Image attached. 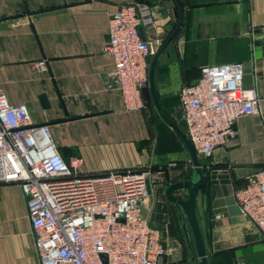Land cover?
<instances>
[{
	"label": "crops",
	"instance_id": "0c3cea01",
	"mask_svg": "<svg viewBox=\"0 0 264 264\" xmlns=\"http://www.w3.org/2000/svg\"><path fill=\"white\" fill-rule=\"evenodd\" d=\"M178 1L182 25L154 73L164 114L186 136L179 93L206 65L242 63V86L260 98L259 115L239 118L234 137L199 158L206 184L197 193L196 213L207 261L264 264V236L240 217L234 199L251 174L264 172V0ZM133 3L153 9L154 27L141 29L154 46L150 65L177 23L172 0H0V89L11 105L27 107L34 124L47 125L65 162L79 160L83 173L140 171L170 162L157 151L158 126L174 133L189 160L178 134L155 109L149 85L142 93L146 110L126 112L113 84L114 61L103 53L108 20L121 5ZM41 59L48 68L42 74L33 68ZM167 186L151 185L143 211L167 250L162 264H199L184 214L165 197ZM173 194L185 199L187 192ZM0 264H40L25 198L15 184L0 185Z\"/></svg>",
	"mask_w": 264,
	"mask_h": 264
},
{
	"label": "built area",
	"instance_id": "2783aa9c",
	"mask_svg": "<svg viewBox=\"0 0 264 264\" xmlns=\"http://www.w3.org/2000/svg\"><path fill=\"white\" fill-rule=\"evenodd\" d=\"M4 17L0 13V21ZM145 3L121 5L108 20L103 53L112 57L113 84L126 112L146 110L148 58L154 52L141 29L153 28ZM47 72V61L33 64ZM243 64L206 65L179 93L181 121L197 157L210 156L233 138L235 122L259 115L253 89L242 86ZM80 161L66 163L45 124H34L25 105H11L0 89V185L21 188L40 264H162L167 250L143 213L159 170L83 173ZM170 169V166L168 167ZM240 217L264 236V172L251 174L234 193Z\"/></svg>",
	"mask_w": 264,
	"mask_h": 264
},
{
	"label": "water",
	"instance_id": "95a60500",
	"mask_svg": "<svg viewBox=\"0 0 264 264\" xmlns=\"http://www.w3.org/2000/svg\"><path fill=\"white\" fill-rule=\"evenodd\" d=\"M177 8L178 11V19L177 23L174 27V29L171 31V33L168 35V37L165 39L163 44L158 48V50L153 55L150 65L148 68V82H149V91L152 97V101L154 104L155 109L157 110L158 114L162 118V120L167 123L169 126H171L175 132L178 134L179 138L181 139L188 157L189 162L191 163V168L193 170L192 179L189 181H178L175 183H172L168 185L165 189V197L166 199L177 205L182 213L184 214L194 242V247L196 250V255L198 258L199 264H208L207 256H206V248L203 241V236L201 233L197 213H196V197L197 193L203 183V171L202 166L200 164L199 158L197 157L196 153L194 152L189 140L185 136V134L181 131V129L170 119L168 118L158 101L157 93L155 90V83H154V73L155 68L157 64V60L159 56L162 54V52L165 50V48L168 46V44L173 40L177 32L179 31L182 20H183V8L178 0H172ZM185 190L187 191L186 198L182 199L179 197L174 196L175 191Z\"/></svg>",
	"mask_w": 264,
	"mask_h": 264
},
{
	"label": "rangeland",
	"instance_id": "374dc122",
	"mask_svg": "<svg viewBox=\"0 0 264 264\" xmlns=\"http://www.w3.org/2000/svg\"><path fill=\"white\" fill-rule=\"evenodd\" d=\"M178 112V110H175ZM171 115V114H170ZM175 115V113L173 114ZM175 120H177L175 118ZM157 132H161L162 135H156V144H157V151H161L162 153L166 154L168 157L167 159H170V162H167L166 164H157L153 167H158V169L165 167H169L170 169L167 170V174H169L170 180L178 178L181 179L183 176V173H189V167L191 166V163L188 159H185L182 154V147L179 145L176 137L173 135L174 133L171 131H163L160 129V126L157 128ZM158 134V133H157ZM182 154V157H181ZM153 167L151 166L149 169L151 170V175L149 176L151 180L154 179L158 171H153ZM157 169V170H158ZM155 182H153L154 184ZM187 192V191H186Z\"/></svg>",
	"mask_w": 264,
	"mask_h": 264
},
{
	"label": "trees",
	"instance_id": "16d2710c",
	"mask_svg": "<svg viewBox=\"0 0 264 264\" xmlns=\"http://www.w3.org/2000/svg\"><path fill=\"white\" fill-rule=\"evenodd\" d=\"M147 98H148V101H147V107H150V108H152L153 109V104H152V101H151V97H150V95H149V93H147ZM180 117H181V112H180ZM200 164H201V166H202V162L200 161ZM158 167H153V171H159V170H161V171H163L164 172V174H165V181L164 182H167L168 183V185H170L172 182L173 183H175V181H178V178H176V179H172V180H169V174H167V170H169V168L168 167H163V168H160V169H158ZM202 171H203V183H202V185H201V187H200V189L202 190V188H204V186H205V184H206V176H205V170H204V168H202ZM192 175H193V170H192V168H191V166L189 167V173H183L182 174V178L181 179H179V181H189V180H191L192 179ZM199 189V190H200ZM185 198H186V196H185Z\"/></svg>",
	"mask_w": 264,
	"mask_h": 264
}]
</instances>
